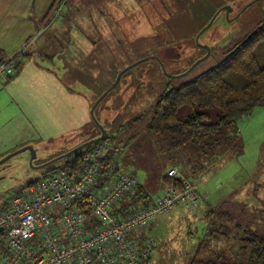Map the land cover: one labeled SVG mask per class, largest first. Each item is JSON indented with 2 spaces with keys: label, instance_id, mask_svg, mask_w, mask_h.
<instances>
[{
  "label": "rangeland",
  "instance_id": "rangeland-1",
  "mask_svg": "<svg viewBox=\"0 0 264 264\" xmlns=\"http://www.w3.org/2000/svg\"><path fill=\"white\" fill-rule=\"evenodd\" d=\"M59 1L62 15L47 24L33 16L30 33L25 22H16L0 35L10 50L24 49L23 59H30L17 75L0 78V160L26 146L33 151L32 160V151L25 149L0 163V209L8 195L24 192L62 164L63 158L34 167L64 153L62 142L91 139L101 126L112 137L108 169L131 174L138 183L137 199L123 198L124 204L154 201L164 192L170 166L198 180L199 193L210 203L208 208L177 206L134 233L156 240L152 259L144 264H234L227 226L249 224L264 235V103L241 117L236 130L221 129L181 147L169 133H151L147 127L163 91L217 65L235 40L264 22V0H94L102 15L94 9L87 14L79 0H54L51 10ZM224 6L231 9H222L197 37ZM262 53L258 48L257 55ZM9 57L3 61L10 62ZM41 67L53 70L56 79H62L63 68L75 78L66 85L63 80L55 84L54 76L32 78ZM195 112L207 113L209 122L220 115L217 107L189 105L176 114L185 118ZM210 208L215 219L207 215ZM219 221L230 238L216 231Z\"/></svg>",
  "mask_w": 264,
  "mask_h": 264
},
{
  "label": "built area",
  "instance_id": "built-area-1",
  "mask_svg": "<svg viewBox=\"0 0 264 264\" xmlns=\"http://www.w3.org/2000/svg\"><path fill=\"white\" fill-rule=\"evenodd\" d=\"M62 8L59 1L49 16L61 15ZM19 52L10 55V62H0V78L15 73ZM111 148L112 137L104 135L87 147L80 163L58 167L27 184L24 192L6 197L0 209V264H144L156 240L132 235L158 215L177 206L196 208L205 199L198 180L170 166L164 192L152 203L121 205L137 182L131 174L108 169ZM80 205L92 214L94 228Z\"/></svg>",
  "mask_w": 264,
  "mask_h": 264
},
{
  "label": "trees",
  "instance_id": "trees-1",
  "mask_svg": "<svg viewBox=\"0 0 264 264\" xmlns=\"http://www.w3.org/2000/svg\"><path fill=\"white\" fill-rule=\"evenodd\" d=\"M79 1V7L82 6L87 14L91 9L97 11L98 15L105 13L97 1L96 3L93 0L91 3H86L87 5L83 4L82 0ZM52 5L53 2L42 19L44 24L58 17L49 16ZM258 48H264V22L250 34L235 40L224 51L225 55L217 65L202 72L189 82L163 91L153 107V114L147 127L148 131L159 134L169 133L173 138L174 146L181 147L187 142L199 141L203 135L219 133L221 129L233 128L236 130L241 117L250 113L257 105L264 103V53L259 57L257 55ZM5 58L0 51V62ZM17 67L18 64L15 67V73L9 77L16 74ZM183 105L200 108L217 107L220 112L219 119L217 122H209L207 121L209 116L205 112H195L185 118H178L176 112ZM89 139V137L82 139L72 148ZM88 146L69 157L63 158L59 167L73 166L80 163L81 155ZM109 159L110 157L105 159L106 165H108ZM54 169L56 168H50L46 173L52 172ZM164 180H166V175ZM137 196L134 192L130 196V200H136ZM203 202H205V199L201 201L200 206ZM130 203L123 206L127 207ZM147 205L139 206L144 207ZM256 206L259 207V205ZM80 209L86 212L89 217L91 222L89 228H94L96 222L90 211L86 210L83 205H80ZM207 210V215L215 219L214 209ZM256 211L260 213L261 209L256 208ZM219 214L225 215L226 212L223 211ZM218 226L219 229L216 230ZM224 227L225 224L219 221L213 232L216 230L227 237H229V234H233L232 240L235 244V250L232 257L235 259L234 264H264V235L258 234L257 230L249 224L240 222H236L230 227L227 226L229 234L224 232L226 229ZM244 258L246 260L242 261Z\"/></svg>",
  "mask_w": 264,
  "mask_h": 264
},
{
  "label": "crops",
  "instance_id": "crops-1",
  "mask_svg": "<svg viewBox=\"0 0 264 264\" xmlns=\"http://www.w3.org/2000/svg\"><path fill=\"white\" fill-rule=\"evenodd\" d=\"M52 2H53V0H0V35H2V33H4V32L12 30L11 27H14V24L16 22H25V25H24L25 33H26V31H28V33H30L34 27L33 22L30 21L31 17L39 16L40 21L42 22V19H43L44 15L48 12L49 7L52 4ZM23 37H25V36H23ZM29 37L30 36H28V38ZM10 49L11 48L6 46L5 43H3V41L0 40V51H1L2 56L9 57L10 55H12L16 51H18L16 49H13V50H10ZM20 51L22 54H21V58L17 61L18 67H17V72L15 75L20 73L21 68L26 64L27 61L29 62V60H30V59L28 60V58L26 60L23 59L24 49L20 50ZM20 62H22V63H20ZM20 64H23V66H20ZM62 71H63L62 79L61 78L56 79V77L54 76L55 72L53 70L49 69L48 67H46V68L41 67V70H40V68L35 70V73L33 74L32 78H35L36 80H41V79H48L47 77L54 76V78L57 80V82H55V84H58L63 80L62 82L65 85H66L65 80L70 81L71 80L70 78H72V79L75 78L71 74V72L66 70L65 68H63ZM68 131H70V130H68ZM72 133H74L73 130H71V132H69L68 134L71 135ZM73 141H75V140H73ZM73 141L62 142L61 151H63V150L65 151L66 148H71L73 145H75L76 143L73 144L72 143ZM135 192H136V190H135ZM120 204L124 205L123 200L121 201ZM148 204H150V203H148ZM202 206H203V208H208L210 206V203L205 201V202H203ZM184 209H185V207H184ZM144 235L145 234H143V236ZM139 236H142V234H140Z\"/></svg>",
  "mask_w": 264,
  "mask_h": 264
},
{
  "label": "water",
  "instance_id": "water-1",
  "mask_svg": "<svg viewBox=\"0 0 264 264\" xmlns=\"http://www.w3.org/2000/svg\"><path fill=\"white\" fill-rule=\"evenodd\" d=\"M222 9H225L226 11H229L231 8H230L229 6H224V7L219 8L218 11L213 15V17L211 18V20L208 22V24H207L205 27H203V28L199 31L197 37H198V36H199L204 30H206L207 27H209V26L211 25V23H212V21L214 20V18L216 17V15H217ZM130 66H131V65H130ZM127 68H129V67H127ZM124 70H126V69H124ZM124 70H123V71H124ZM123 71H121V72L117 75L116 82H115L113 85H111V87H110L107 91H105V92H104V93L98 98V100L94 103V105H93V107H92V109H91V113H93V109H94V107H96L97 103H98V102H99V101H100V100H101V99L107 94V92H108V91H109V90H110V89H111V88L117 83V81L119 80V77H120V75H121V73H122ZM104 135H105V129H104L103 127L100 126V134H99L98 136H96V137H94V138H91V139H89V140H86V141H84V142L78 144L77 146H75V147H73V148L67 150L66 152H64V153H62V154H59V155H57V156H55V157L49 159L48 161H46V162H44V163H41V164H39V165H37V166H34V167H35V168H43V167H45V166H47V165H49V164H51V163H53V162H55V161L61 159V158L69 157V156H71L73 153H75V152H77V151L83 149L84 147H86V146H88V145H91L92 143H94V142H96V141L101 140V139L103 138ZM25 149H27V150H31V151H32V148L29 147V146L23 147V148H21V149H19V150H17V151H14V152H12V153H9V154L6 155L5 157H3V158L0 160V163L3 162V161H5V160H7V159L10 158L12 155H14V154H16V153H18V152H20V151H22V150H25ZM32 156H33V151L31 152L30 160H32Z\"/></svg>",
  "mask_w": 264,
  "mask_h": 264
}]
</instances>
